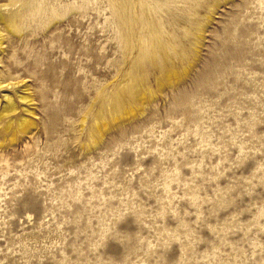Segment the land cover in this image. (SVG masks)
Segmentation results:
<instances>
[{
  "label": "rangeland",
  "instance_id": "obj_1",
  "mask_svg": "<svg viewBox=\"0 0 264 264\" xmlns=\"http://www.w3.org/2000/svg\"><path fill=\"white\" fill-rule=\"evenodd\" d=\"M0 15V264H264V0Z\"/></svg>",
  "mask_w": 264,
  "mask_h": 264
},
{
  "label": "bare ground",
  "instance_id": "obj_2",
  "mask_svg": "<svg viewBox=\"0 0 264 264\" xmlns=\"http://www.w3.org/2000/svg\"><path fill=\"white\" fill-rule=\"evenodd\" d=\"M0 23H4V20H3V18L1 17V15H0ZM6 29L8 30V33L9 32H13V29H12V27H11V25L9 24V25H6ZM15 32V31H14ZM2 45V40L0 39V46ZM159 46H162V45H159ZM155 47V46H154ZM118 93V92H117ZM115 94V93H114ZM119 97V96H118ZM122 97V96H121ZM22 99H25V98H22ZM27 99V98H26ZM119 108V107H118ZM13 112H15V105L12 103V100L10 99V97L9 98H7V101H6V103H5V105H4V108H3V111L1 112V114H0V117H1V119H2V115L3 114H6V113H13ZM17 113V112H16ZM14 114V113H13ZM12 115V114H11ZM8 116H10L9 114H8ZM5 118V117H4ZM1 121V120H0ZM29 121V120H28ZM9 126L10 125H8L7 126V130H9ZM21 126V125H20ZM6 127V126H5ZM22 128V127H21ZM32 128V127H31ZM5 130V129H4ZM6 132V131H5ZM27 132V131H26ZM23 133H24V131H23ZM99 135V134H98ZM14 138H11L10 140H9V143L10 144H13L14 143Z\"/></svg>",
  "mask_w": 264,
  "mask_h": 264
}]
</instances>
